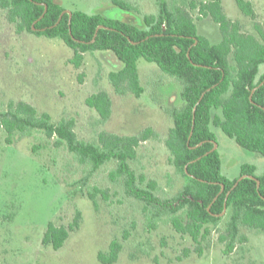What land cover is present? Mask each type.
Listing matches in <instances>:
<instances>
[{
    "label": "trees",
    "instance_id": "1",
    "mask_svg": "<svg viewBox=\"0 0 264 264\" xmlns=\"http://www.w3.org/2000/svg\"><path fill=\"white\" fill-rule=\"evenodd\" d=\"M109 1L111 8L122 11V18L83 11H72L70 18L56 0H0V11L17 35L29 33L63 41L74 53L70 64L76 68L83 66L88 53L111 52L123 64L122 70L109 75L119 96L139 98L145 93L140 60L155 64L163 74L181 83V106L166 108L158 102L173 123L164 142L170 165L179 176L173 190L161 191L156 180L135 167L140 145L160 138L152 127L133 136L100 131L96 142H86L76 134L74 119L57 122L29 103L10 101L5 110H0V130L5 133L6 145L38 132L55 148L65 149L86 170L79 180L64 182L76 189L75 198L87 197L97 211L98 198L110 200V190L89 187L88 183L103 167L112 166L110 181L140 203L147 228L156 230L168 217L176 233L200 244L211 236L212 228L224 224L218 241L229 255L237 245L249 241V233L264 232V175L257 176L256 167L245 164L240 177L255 176L260 187L255 180L244 179L233 189L238 179L222 174L221 156L217 150L212 151L216 136L211 124L241 148L264 157V85L260 86L264 82L260 71L264 64V24L258 21L249 0L236 3L254 22L255 34L244 33L239 22L227 17L222 0H192L188 6L176 0H153L152 8H145L138 0ZM195 11L200 20L210 18L219 26L220 44L214 45L198 34L192 14ZM34 25L37 31H33ZM100 26L106 28L97 32ZM85 103L99 115L101 126L111 119L113 102L106 91L90 95ZM39 150L36 145L31 148L33 155ZM81 221L82 213L77 210L69 226L50 222L43 245L60 250L70 234L80 228ZM122 249V243L114 240L108 255L100 252L98 259L102 264H114ZM197 253L202 257L203 250L198 248ZM189 254L186 250L184 256ZM154 261L158 264L157 259Z\"/></svg>",
    "mask_w": 264,
    "mask_h": 264
},
{
    "label": "rangeland",
    "instance_id": "2",
    "mask_svg": "<svg viewBox=\"0 0 264 264\" xmlns=\"http://www.w3.org/2000/svg\"><path fill=\"white\" fill-rule=\"evenodd\" d=\"M56 1L66 11L123 17L121 10L110 7L109 0ZM138 1L145 8H152L153 0ZM176 1L188 6L192 0ZM249 1L258 21L264 24V0ZM222 7L229 19L242 25L244 33L255 34L254 22L241 12L236 0H222ZM192 14L198 34L214 45L220 44L219 26L210 18L200 20L196 11ZM73 55L72 49L59 39L29 33L17 35L0 11V110H5L10 101H22L40 113H48L54 121L74 119L76 134L86 142H96L100 131L133 136L152 127L160 138L140 145L135 167L156 180L161 191L173 190L179 176L170 165L164 143L173 123L158 102L166 108L181 106V83L163 74L155 64L140 60L138 67L145 93L139 98L132 94L119 96L109 75L122 70L123 64L111 52L86 54L81 68L70 64ZM260 71L264 73V64ZM99 91H106L113 102L112 117L104 126L99 124V115L85 103ZM211 129L216 136L223 175L239 179L245 164L255 166L257 176L264 175L262 155L241 148L213 123ZM34 145L40 147L34 154L39 158L32 154ZM111 169L112 166H105L89 180V187L110 190V200L98 198L97 211L87 197L75 198L76 189L64 182L79 180L86 170L65 149L55 148L38 132L14 145H6L5 133L0 130V264H102L98 254L108 255L114 240L123 245L114 264H157L154 259L158 264H264L261 231L247 233L249 241L225 255V247L218 241L224 224L212 228L211 236L200 244L176 233L168 217L156 230H150L140 203L110 181ZM77 210L82 213L81 226L70 234L65 246L58 251L45 247L42 240L49 223L69 226ZM126 234L129 237L125 240ZM198 248L203 250L202 257ZM186 250L189 257L184 256Z\"/></svg>",
    "mask_w": 264,
    "mask_h": 264
},
{
    "label": "water",
    "instance_id": "3",
    "mask_svg": "<svg viewBox=\"0 0 264 264\" xmlns=\"http://www.w3.org/2000/svg\"><path fill=\"white\" fill-rule=\"evenodd\" d=\"M64 13L69 14L70 18L72 17V11H66V10H65ZM105 28H106V27H104V26H100V27L97 29V32H98L100 29H105ZM33 31H37L35 25L33 26ZM96 36H97V34H96ZM96 36H95V37H96ZM262 85H264V82H262L260 86H262ZM255 90H256V89L253 90V93L255 92ZM195 111H196V108H195V110H194V113H195ZM217 148H218V145H217V143L215 142V143H214V148H213L212 151L217 150ZM244 179H252V180H255V181L257 182V184H258V188L260 187V181H259L258 178H256L255 176H251V175H243V176H241V177L238 179V181H237L236 184L234 185L233 189H234L235 187H237L238 184H239L242 180H244ZM224 188H225V187L222 186V192L224 191ZM226 210H227V209L225 208V210H224V212L222 213V215H224V214L226 213Z\"/></svg>",
    "mask_w": 264,
    "mask_h": 264
}]
</instances>
